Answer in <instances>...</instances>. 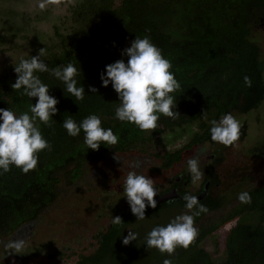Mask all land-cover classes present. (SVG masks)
Segmentation results:
<instances>
[{
    "label": "trees",
    "instance_id": "obj_1",
    "mask_svg": "<svg viewBox=\"0 0 264 264\" xmlns=\"http://www.w3.org/2000/svg\"><path fill=\"white\" fill-rule=\"evenodd\" d=\"M4 1L0 0V5ZM28 1L16 0L9 10L0 9V108L11 109L17 115H31L29 105L35 104L38 97L22 95L23 89L14 91L11 85L17 79L15 64L21 58L38 55L41 48L46 49L41 59L49 69L74 64L78 70L74 77L77 87L84 86L85 94L83 100H76L50 72L35 73L49 87V95L59 101L50 126L36 121L51 149L38 153V165L28 173L14 165L7 173L0 169V233L11 234L35 221L58 197L60 183L72 185L78 181L88 162L131 151L147 153L150 147L159 146L163 133L194 125L186 143L171 151L155 152L160 160L158 169L169 170L183 160L187 151L213 143V119L219 121L229 113L250 114L264 101V65L251 37L252 0H120L118 5L116 0H44V7L33 14ZM137 36H148L161 49L181 85L172 93L177 104L173 110L180 115L175 119L161 115L154 132L141 131L116 118L120 106L118 93L111 83L102 86L101 74H106V66L117 60L127 63L123 50ZM245 76L251 78V87L245 84ZM89 86L98 91L92 93ZM92 114L100 117L103 128L113 130L118 137L116 145L101 144L96 151L84 143L83 130L79 136L68 135L64 119L71 117L80 124ZM245 134L242 122L239 140ZM258 150L264 153V141L249 152L259 153ZM220 159L209 161L199 189L186 190L179 199L159 203L156 208L147 206L143 220H138L128 204L124 208L109 204L110 220L105 230L98 233L96 250L80 255L75 264H163L165 259H171L172 264H264V244L254 248L236 244L235 227L226 236L221 260H214L202 246L207 236L241 214L251 212L264 200V178L254 177L252 171L246 174V169H240L235 176L239 185L246 178L243 182H248V187L242 192L251 195L250 204L242 203L237 196L228 211L197 227L198 237L187 249L178 247L172 256L156 248L147 249V234L156 226H167L187 210L182 196L199 195L206 182L208 193L200 203L208 211L195 217V223L228 205L227 191L215 192L213 188L220 183L215 171ZM181 180L191 182V174L184 173ZM229 187H234L231 182ZM115 216L123 222L113 225ZM140 223L146 224L148 233L124 245L123 238L129 230L135 233Z\"/></svg>",
    "mask_w": 264,
    "mask_h": 264
},
{
    "label": "clouds",
    "instance_id": "obj_2",
    "mask_svg": "<svg viewBox=\"0 0 264 264\" xmlns=\"http://www.w3.org/2000/svg\"><path fill=\"white\" fill-rule=\"evenodd\" d=\"M41 8L44 7L42 3ZM123 55L128 57L117 60L106 66V74H101L102 86L108 87L111 83L118 93L120 106L116 109V118L122 122L136 125L141 131L154 132L158 127L160 116L177 118L180 113L174 111L177 104L172 95L181 88L180 83L171 71L172 64L166 59L161 49L155 46L148 36L136 37L131 46L123 50ZM46 55V49H39V54L31 56V59L21 58L14 71L17 74L15 83L11 85L14 91L23 89L22 95L29 98L38 97L35 104L29 105V112L17 115L11 109L0 108V169L3 173L11 171L12 165L22 169L24 173L34 170L39 162L38 153L45 149H51L36 121L39 120L50 126L51 118L58 112V99L49 95V87L41 81L37 72H50L51 75L61 80L66 85V91L76 100H83L85 87H77L74 78L78 74L73 63L60 65L49 69L41 59ZM245 84L251 87V78L244 77ZM92 93L98 90L89 86ZM207 120L206 111L203 113ZM211 140L223 144L226 147L233 146L240 138V122L231 114H226L219 121L211 122ZM99 116L92 114L83 119L80 124L68 117L63 121V127L69 136H79L84 132V143L88 149L98 151L101 144L116 145L118 137L111 128L102 126ZM111 148V147H110ZM114 159L120 161L117 155ZM188 170L191 173V183L197 184L202 180L204 171L199 167V157L189 159ZM140 162L134 161L132 167H139ZM123 193L127 198L132 213L138 220L145 219L147 206L157 207L156 196L158 191L154 186V180L149 176L129 171L123 185ZM182 199L186 202L187 212L177 215L167 226H156L146 236L147 249L156 248L161 253L169 256L175 254L178 247L187 249L198 237V229L194 226L195 217L208 211L207 207L200 203L197 196L184 194ZM238 199L245 204L252 201L248 192L238 194ZM122 218L113 217V225L121 224ZM138 239V234L129 230V234L123 238V244L129 245ZM7 247L10 253L22 254L25 247L24 240H14ZM9 253V254H10ZM163 264H172L171 259H165Z\"/></svg>",
    "mask_w": 264,
    "mask_h": 264
},
{
    "label": "rangeland",
    "instance_id": "obj_3",
    "mask_svg": "<svg viewBox=\"0 0 264 264\" xmlns=\"http://www.w3.org/2000/svg\"><path fill=\"white\" fill-rule=\"evenodd\" d=\"M15 1L5 0L0 9L9 10L11 2ZM119 1L116 0V5ZM28 2L29 10L33 14L44 0ZM18 10L22 11L21 8ZM231 114L240 122V126L242 122L245 125L246 134L243 139L227 148L216 142L194 147L186 152L178 165L169 170L158 169L160 160L154 156L155 152L159 149L171 151L186 143L191 130L195 129L194 125L163 133L159 136V146L150 147L147 153L131 151L116 154L120 161L108 155L88 162L78 181L72 185L60 183L58 197L35 221L21 226L11 234L0 233V264H75L80 255L91 254L97 246L94 235L104 231L110 220L111 208L108 205L119 204L124 208L128 203L123 193V185L129 171L149 176L154 180V186L162 190L175 176L190 173L187 164L189 159L199 157V167L201 171H205L209 161L221 158L215 168L219 174L220 187L214 188V191H227L228 205L205 215L194 226L197 228L200 224L221 216L235 204L236 197L243 188L248 187V182H243L246 178L241 180V185L238 184L240 181L236 179V172L246 169V174L252 171L256 175L254 177L264 178V153L259 150V153L249 152L258 142L264 141V101L250 114ZM134 161H139L140 166L132 167ZM202 180L195 185L191 183L187 189L195 192ZM229 181L233 188L229 187ZM234 191L235 194L231 193ZM187 211L183 210L182 214ZM145 225L140 223L135 227L138 236L148 233ZM233 227L238 231L236 244L248 248L264 244V200L251 212L241 214L203 240V248L214 260L219 261L224 257L225 239ZM14 240L25 241L22 254L10 253L7 245Z\"/></svg>",
    "mask_w": 264,
    "mask_h": 264
},
{
    "label": "flooded vegetation",
    "instance_id": "obj_4",
    "mask_svg": "<svg viewBox=\"0 0 264 264\" xmlns=\"http://www.w3.org/2000/svg\"><path fill=\"white\" fill-rule=\"evenodd\" d=\"M251 5L253 7V10H252L253 23H252L251 37L253 38V40L256 42V44L258 46V56L264 65V0H252ZM217 165L218 164H216V166ZM215 171H216V169H215ZM181 178H182V175L175 176L174 180L169 182L168 185L162 190H158V188L155 186V188L158 191L157 196H159V195H161V194H163L169 190H172V189H174L176 191V193L179 195H181L184 191L188 190L187 187L191 184V182L190 181L182 182ZM219 187H220L219 183H216L213 186V188H219ZM188 191L190 192V190H188ZM127 204L129 205V203H127ZM99 232H97L94 235L97 246H98V238L97 237H98ZM97 246H96V248H97ZM87 255H89V254H87ZM79 259L80 258H78V260L75 263H79Z\"/></svg>",
    "mask_w": 264,
    "mask_h": 264
},
{
    "label": "water",
    "instance_id": "obj_5",
    "mask_svg": "<svg viewBox=\"0 0 264 264\" xmlns=\"http://www.w3.org/2000/svg\"><path fill=\"white\" fill-rule=\"evenodd\" d=\"M208 182L205 183L203 191L197 195L198 199L201 200L207 193H208ZM180 197L179 194L176 193L174 189L169 190L159 196L156 197L157 204L162 203V202H168L172 200H176Z\"/></svg>",
    "mask_w": 264,
    "mask_h": 264
}]
</instances>
